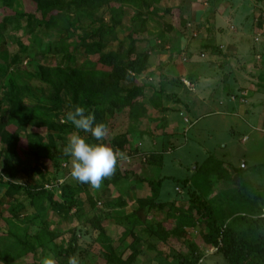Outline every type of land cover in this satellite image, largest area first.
<instances>
[{
    "label": "rangeland",
    "instance_id": "1",
    "mask_svg": "<svg viewBox=\"0 0 264 264\" xmlns=\"http://www.w3.org/2000/svg\"><path fill=\"white\" fill-rule=\"evenodd\" d=\"M70 1L59 0L58 26L33 40L18 63L19 42L29 39L24 21L16 16L0 31V180L36 194L10 197L0 183V264H42L45 257L67 264L72 255L80 264H227L205 245L206 224L191 214L189 192L210 202L222 229L264 245V0H110L126 6L116 28L109 5L77 13ZM25 4L13 0L11 9L21 15ZM169 8L177 25L163 14ZM138 13L147 16L141 30V21L131 22ZM171 25L183 37L179 44ZM101 26L109 30L101 53L75 48ZM120 44L137 47L129 61L126 52L116 60L133 81L102 93L114 77L97 60ZM69 53V67L68 57L60 65L53 59ZM200 68L212 84L194 89L188 76ZM134 86L142 88L127 99L123 90ZM198 91L214 110H196L190 98ZM77 105L106 124L103 142L125 154L98 189L71 178L64 154L73 134L97 142L67 121ZM213 117L212 128L206 123ZM125 170L134 173L122 178ZM161 178L156 194L146 180ZM64 186L76 194L68 214L51 204L62 202ZM161 231L169 232L164 241L155 235Z\"/></svg>",
    "mask_w": 264,
    "mask_h": 264
},
{
    "label": "trees",
    "instance_id": "2",
    "mask_svg": "<svg viewBox=\"0 0 264 264\" xmlns=\"http://www.w3.org/2000/svg\"><path fill=\"white\" fill-rule=\"evenodd\" d=\"M26 5V11L25 13L18 15L17 13L12 11V3L13 0H0V11L2 14V18H0V31H5L9 24L13 23L16 16L19 17V20H23L24 23V29L27 31V34L29 36V39H26L25 41L19 42V52L13 56L12 61L14 63L19 62V57L22 53L26 51L27 46L34 40V41H40L42 38V34L46 31V29H53L58 26V23L62 16H60L58 13V10H62L63 7L59 3V0H50V2L43 3V0H24ZM124 1L129 0H123ZM71 6L73 7L74 11L77 13H80L84 9L92 10L102 4L109 5V8L111 10V16H114L116 26H120L122 20L125 17V7L123 4L119 5L118 2L111 3L110 0H71L70 1ZM137 4L135 3L133 9L137 12ZM147 14H153L154 11L152 10V7L146 5ZM164 15H169L172 17L173 24H178L179 16L173 12V9L169 8L164 10ZM141 21L139 25V29L141 30L146 26L147 23V16H141L139 13L136 16H133L131 19V22L133 21ZM21 25V24H19ZM69 25L71 27H74L73 22H70ZM173 27V25H171ZM114 28V33H115ZM109 30L107 29L104 31V26H101L99 29L93 31L90 34H87L83 40H79L77 45H75V48L78 46H81L85 49V52L87 54H99L101 53L100 50V44L109 36ZM124 52H126L125 59L129 61L131 56H135L138 53L137 47L135 45H132L127 49L124 50V47L120 44L115 48V50H111L109 52L100 54L97 62L105 64L109 69L112 70L113 79L112 82L108 84H101L100 91L102 93L108 92V90L118 92L122 91L120 88V80H127L132 82L133 79L131 77H128L126 74H122L118 68L119 64L116 65V60L120 55ZM53 59H58V63H62L66 57L68 59L66 60L67 66L69 63L73 62V54H56L53 55ZM46 55L41 54L40 59H45ZM147 59V58H146ZM52 60V59H50ZM69 67V66H68ZM119 71V72H118ZM141 70H139L140 72ZM114 72V73H113ZM142 86H134L129 89L123 90L124 93H126L127 99H133L136 97V95L140 92ZM21 103L18 101H13L14 106H19ZM134 172L132 170H125L122 174V178H127L129 174H133ZM140 181H144L140 178ZM193 182L192 180H190ZM146 182L149 185H153L155 188H157V192L160 188L161 182L156 181L153 182L152 180H146ZM0 183L6 187L5 191L8 196L12 197L16 194H19L22 190L24 193L29 196L33 197L34 192L28 190V188L17 185L14 183H11L9 181L0 180ZM184 184H187L188 182L185 180L183 182ZM61 199L62 202H51L52 207L55 211L61 212L64 214H68L70 210L76 206V194L73 188L70 186H64L62 188L61 192ZM189 210L192 215L196 217L202 216L204 219V223L206 224V233L204 235V243L210 248H215L217 251V254L222 257V259L227 264H249L254 259H264V245L257 246L254 244L249 243L248 241H245L240 236H237L235 234H232L228 230L222 229L217 222L215 211L213 210V206L208 202L207 200L203 199L202 197L198 196L197 194L193 192H189ZM130 223H132L131 216H128V219ZM136 225H138V221ZM159 240L164 241L165 237L167 238L169 235V232H156L155 234ZM167 258H169L168 255H166ZM178 264H186V261L177 259Z\"/></svg>",
    "mask_w": 264,
    "mask_h": 264
},
{
    "label": "clouds",
    "instance_id": "3",
    "mask_svg": "<svg viewBox=\"0 0 264 264\" xmlns=\"http://www.w3.org/2000/svg\"><path fill=\"white\" fill-rule=\"evenodd\" d=\"M66 119L78 132L89 133L97 141L90 143L78 133L68 139L64 154L71 160L70 176L78 183L98 189L105 178L114 174L118 160L125 158V154L116 152L103 142L106 124L97 122L95 114L85 107L75 106L67 113ZM42 264H54V261L45 257ZM67 264H80L78 256H70Z\"/></svg>",
    "mask_w": 264,
    "mask_h": 264
},
{
    "label": "crops",
    "instance_id": "4",
    "mask_svg": "<svg viewBox=\"0 0 264 264\" xmlns=\"http://www.w3.org/2000/svg\"><path fill=\"white\" fill-rule=\"evenodd\" d=\"M173 28V30L175 29L174 27H172ZM215 33H220V31H217V32H215ZM223 33V32H222ZM175 40H174V42H173V44H179V43H181L182 41H183V37L181 36V34L179 33V31L177 32V30L175 29ZM228 35H229V33H227ZM240 41V40H239ZM212 44V43H211ZM215 45V44H214ZM217 45H220V47H224L225 46V44L224 43H219V44H217ZM222 45V46H221ZM228 46V44L225 46V47H227ZM182 46L181 45H179V50H181L182 48H181ZM228 48V47H227ZM226 48V49H227ZM199 74H198V77H195V78H193L192 79V77L191 76H188V78L191 80V82L193 83L192 84V87L194 88V89H196L197 87H203V86H208V85H211L212 84V77H210V74H208L209 72H207L204 68H200L199 69ZM191 97L192 98H190L193 102H191V104H193V106H195V108H196V110L198 111V112H201V111H212V110H214V106L212 107L211 106V104H210V102H208V101H206V100H204L205 99V97L206 96H204V95H202L201 93H200V91H198V92H196L195 94H191ZM190 100V101H191ZM215 104H217V105H219V102L218 101H215L214 102ZM192 106V107H193ZM222 117V116H221ZM195 118V117H194ZM218 117H213V118H209V120L207 121V123L206 124H208L209 123V125H211V127L213 128L214 127V125L216 124V119H217ZM191 121H195V120H193V119H191ZM201 123H204V120H202V121H200L199 123H198V125L200 126L201 125ZM208 129L210 130V128L208 127ZM163 178H161V180H160V182H161V185H162V182H163ZM185 181V180H184ZM161 185H160V188H159V192H160V190H161ZM157 193V194H160V193ZM163 194V193H162ZM157 196H159V195H157Z\"/></svg>",
    "mask_w": 264,
    "mask_h": 264
}]
</instances>
